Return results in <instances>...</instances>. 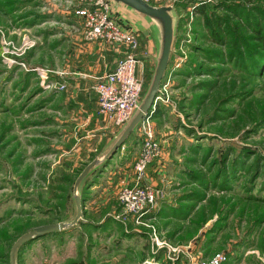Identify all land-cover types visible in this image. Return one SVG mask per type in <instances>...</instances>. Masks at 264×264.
<instances>
[{"label":"rangeland","instance_id":"rangeland-1","mask_svg":"<svg viewBox=\"0 0 264 264\" xmlns=\"http://www.w3.org/2000/svg\"><path fill=\"white\" fill-rule=\"evenodd\" d=\"M69 1L0 0V264H9L11 245L24 232L73 218V182L116 132L109 127L86 140L76 120L64 117L73 107L53 87L73 52L70 34L78 33L69 25L80 28L69 21ZM159 3L173 7L177 25L158 113L150 115L163 149L151 165L162 166L160 173L148 172V184L159 190L154 210L136 222L122 215L118 200V170L132 163L138 138L124 159L116 150L84 189L75 228L34 240L15 264H196L218 253L221 264H264V67L251 71L245 51L244 61L229 59L228 45L208 36L195 11L204 3L232 25L263 24L264 0ZM221 3H235L240 16ZM24 37L34 45L11 62L2 42L18 47ZM143 73L142 97L152 66Z\"/></svg>","mask_w":264,"mask_h":264},{"label":"built area","instance_id":"built-area-1","mask_svg":"<svg viewBox=\"0 0 264 264\" xmlns=\"http://www.w3.org/2000/svg\"><path fill=\"white\" fill-rule=\"evenodd\" d=\"M143 1L152 3V0ZM69 3L80 26L78 28L72 25L71 28L81 34L84 43L96 42L109 51L118 52L114 67L97 79L93 90L97 96V114L109 125L119 128L137 108L143 93V77L138 73V36L134 31L121 26L111 15L107 0H70ZM9 44L2 42V54L11 62H15L16 57L23 55L34 45L26 37L21 39L18 47H10ZM40 70V77L47 79V71ZM65 86V83H59L53 87L63 90ZM157 98L158 95L136 129L140 139V151L132 166L131 183L123 179L118 192L122 215L136 222L143 221L154 210L159 195V190L145 180L147 168L153 163L157 164L163 152L150 118ZM224 259L225 256L218 253L196 264H221Z\"/></svg>","mask_w":264,"mask_h":264},{"label":"crops","instance_id":"crops-1","mask_svg":"<svg viewBox=\"0 0 264 264\" xmlns=\"http://www.w3.org/2000/svg\"><path fill=\"white\" fill-rule=\"evenodd\" d=\"M158 3H153L157 2ZM151 5L153 6H168L170 4L159 3V0H152ZM111 13L116 16L118 23L124 28H128L134 31L139 40V51H138V73L143 77L144 67H151L152 72L155 66V56H156V39L153 31L151 30L149 24L141 17L130 12L125 7L113 8ZM71 19L73 23H79L78 19L71 12ZM68 21V20H67ZM71 27V25H69ZM80 33L70 34V41L73 48V52L68 54L58 69L60 72H63V75L56 76L55 81L59 83H65V88L61 90L63 94V105H70L72 111L65 110L64 117L71 121L76 120L74 127H77L84 138L88 140L92 135L103 134L104 131L110 130L109 127H113L106 123L98 114H97V96L93 90V85L96 83L97 79L102 76L107 71L111 70L115 61L118 57V52L109 51L102 44L92 42L84 43L82 41V36ZM152 75V73H151ZM151 77V76H150ZM142 98V95H141ZM140 98V99H141ZM115 128V127H113ZM116 132L113 133L109 139L106 141L105 145L100 149V151L106 146V144L111 140V138L117 133L120 129H113ZM136 129L128 136L123 144V151L117 150L116 156L117 159H124V151L126 146H132L137 142L139 138L136 133ZM140 140V139H139ZM137 147V148H135ZM166 150V146H164ZM99 151V152H100ZM132 163H125L123 166L119 167L116 185H120L121 181L124 179L127 182L131 183L132 180V166L139 154L140 143L138 146H132ZM98 152V153H99ZM97 153V154H98ZM96 156V155H95ZM162 166H157L155 170L150 165L147 168L146 174V183H149L152 177L148 175V172L156 171L160 173V168Z\"/></svg>","mask_w":264,"mask_h":264},{"label":"water","instance_id":"water-1","mask_svg":"<svg viewBox=\"0 0 264 264\" xmlns=\"http://www.w3.org/2000/svg\"><path fill=\"white\" fill-rule=\"evenodd\" d=\"M110 11L113 8L125 7L130 12L143 18L150 26L156 39L155 66L145 89V94L140 99L137 108L124 122L117 133L106 146L79 172L72 186V198L75 206V214L69 221H60L37 226L32 230L21 234L11 245L9 263L15 264L16 250L25 242L41 236L67 230L76 225L82 218L81 186L92 173L99 171L106 165L112 155L120 148L128 136L137 128L146 117L154 104L159 92L161 81L165 76L170 59L172 45L175 38L177 15L171 5L153 6L143 0H107ZM111 15L116 18L114 14Z\"/></svg>","mask_w":264,"mask_h":264},{"label":"trees","instance_id":"trees-1","mask_svg":"<svg viewBox=\"0 0 264 264\" xmlns=\"http://www.w3.org/2000/svg\"><path fill=\"white\" fill-rule=\"evenodd\" d=\"M220 5H223L228 11H230V13H233L234 15L238 14L236 10L237 6L235 3H231V4L221 3ZM195 11L202 16L203 27L206 29L208 36L211 37L218 44L228 45V51H229L228 58L229 59L230 58L240 59V61H244L243 55L246 52L247 56L245 58L249 61L248 66H250L251 71H255L257 74L260 72V69L264 67V23L257 24L256 22L251 23L246 20L245 21L246 23L242 22V27L240 26L239 22L232 25L227 18L215 13L214 11L208 12V7L204 3L197 6ZM238 15L240 16V14ZM242 28L244 29V32L247 33V34L245 33L246 35H241V32L239 30ZM246 29H250V32H247ZM230 34H232L231 39L227 41L228 38L225 37V35H228L229 37ZM207 57H209L210 59L213 58L214 60L219 59L221 62L224 61L223 54L220 52H216V53L208 52ZM157 113L158 112L154 110V112L152 113L153 115L152 117H154V115H157ZM107 164L108 162L106 163V165ZM230 165L235 167L236 162L233 160L231 161ZM104 167H102L99 171L92 173L82 183V186H81L82 208L84 206V203H83L84 189L85 188L88 189L90 187L93 177L97 176L100 172H102ZM82 214L84 215V210L82 211ZM74 228H75L74 226L71 227L70 231ZM58 233L60 232L52 233V234L45 235V236L56 235ZM45 236H41L39 238L32 239L28 242L23 243L16 250L15 257L17 258L19 254V250L24 249L26 245L30 244L31 242H34V240L40 239Z\"/></svg>","mask_w":264,"mask_h":264}]
</instances>
